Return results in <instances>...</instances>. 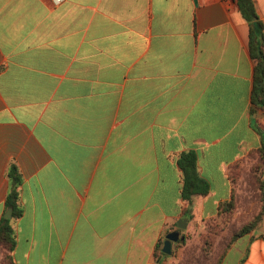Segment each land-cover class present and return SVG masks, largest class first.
<instances>
[{
    "label": "crops",
    "instance_id": "1",
    "mask_svg": "<svg viewBox=\"0 0 264 264\" xmlns=\"http://www.w3.org/2000/svg\"><path fill=\"white\" fill-rule=\"evenodd\" d=\"M254 69L237 0H0V220L11 164L23 177L14 262L264 264V220L226 251L225 229L208 257L202 241L233 166L264 146ZM189 151L211 184L190 202ZM181 220L184 242L156 258Z\"/></svg>",
    "mask_w": 264,
    "mask_h": 264
},
{
    "label": "trees",
    "instance_id": "2",
    "mask_svg": "<svg viewBox=\"0 0 264 264\" xmlns=\"http://www.w3.org/2000/svg\"><path fill=\"white\" fill-rule=\"evenodd\" d=\"M237 4L242 17L249 24V50L251 57L255 61L254 89L252 96L253 104L255 108L264 109V23L257 13L254 0H237ZM197 160V154L192 151L183 153L179 159V166L183 171L182 197L189 202L195 195L205 196L211 191V184L209 181L200 177L197 172ZM250 160H261L264 162V146L252 151L246 162H239L233 166L230 175L233 184L231 199L221 203L219 206V217L222 218V221L219 223H211L207 233L202 237L203 252L207 257L210 256L213 251L217 237L220 236L224 230V227L222 229L220 228V223L223 225L229 224V228L230 224L234 223V217L239 208L238 194L241 189L239 177L246 168L245 164H249ZM261 161L258 164H261ZM261 167L264 170V164H262ZM7 177L10 185L5 200V207L6 209L12 208L13 217L18 218L22 215L20 188L23 184V177L15 164H11L9 167ZM256 183H258V190L261 195V207L259 212L244 222L239 227L240 229L233 232L229 238L230 241L224 244L225 251L235 240L254 231L264 220V180L262 181L256 177ZM186 213H190V209L185 212V215ZM163 244L164 242H161L157 246L155 252L156 258L166 256L162 251ZM15 247L16 236L11 220L3 217L0 220V250L3 254V257L0 259V264H16L12 256ZM223 254L216 264H220Z\"/></svg>",
    "mask_w": 264,
    "mask_h": 264
},
{
    "label": "rangeland",
    "instance_id": "3",
    "mask_svg": "<svg viewBox=\"0 0 264 264\" xmlns=\"http://www.w3.org/2000/svg\"><path fill=\"white\" fill-rule=\"evenodd\" d=\"M260 161L261 160H250L249 164L246 163V168L239 177V185L241 189L238 194V203L240 209L238 210V212H236L237 218L236 220L234 219L235 222L233 224H230V228L229 224L223 225L222 223H220V228L222 229L224 227V229L227 230L226 234L224 235L226 238H229L235 230L240 229L239 227L244 222H246L253 215H256L259 212V209L261 207V195L258 190V183H256V177H258L262 181L264 180V170L261 167L264 162L261 161V164H258ZM254 171L256 174L254 173ZM1 252L2 251L0 250V253ZM170 260H172V258Z\"/></svg>",
    "mask_w": 264,
    "mask_h": 264
},
{
    "label": "water",
    "instance_id": "4",
    "mask_svg": "<svg viewBox=\"0 0 264 264\" xmlns=\"http://www.w3.org/2000/svg\"><path fill=\"white\" fill-rule=\"evenodd\" d=\"M4 218L11 220L13 218V209L8 208L7 211L4 214ZM187 227V221L181 220L177 223V229L174 231L169 232L166 235V239L164 241L162 251L166 255L172 254V245L173 243H177L179 241L184 242L185 236L181 234V230L185 229Z\"/></svg>",
    "mask_w": 264,
    "mask_h": 264
},
{
    "label": "built area",
    "instance_id": "5",
    "mask_svg": "<svg viewBox=\"0 0 264 264\" xmlns=\"http://www.w3.org/2000/svg\"><path fill=\"white\" fill-rule=\"evenodd\" d=\"M54 3H56V4H60V3H62L64 0H52Z\"/></svg>",
    "mask_w": 264,
    "mask_h": 264
}]
</instances>
